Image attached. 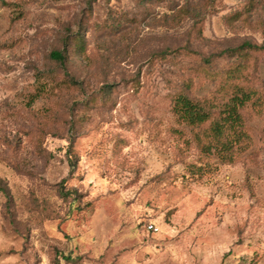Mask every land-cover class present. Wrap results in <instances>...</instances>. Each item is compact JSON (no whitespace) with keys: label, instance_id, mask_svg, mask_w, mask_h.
Here are the masks:
<instances>
[{"label":"rangeland","instance_id":"374dc122","mask_svg":"<svg viewBox=\"0 0 264 264\" xmlns=\"http://www.w3.org/2000/svg\"><path fill=\"white\" fill-rule=\"evenodd\" d=\"M15 1L0 0V264H264V107L241 108L233 162L194 179L196 150L167 130L185 72L154 59L186 46L225 73L238 61L214 54L264 44V0H24L21 17ZM75 31L83 55L59 67ZM247 59L241 83L264 97V52ZM216 74L191 75L194 94L225 101Z\"/></svg>","mask_w":264,"mask_h":264},{"label":"trees","instance_id":"16d2710c","mask_svg":"<svg viewBox=\"0 0 264 264\" xmlns=\"http://www.w3.org/2000/svg\"><path fill=\"white\" fill-rule=\"evenodd\" d=\"M12 5L15 8V15L21 17L24 0H16ZM200 23L201 19L196 18L193 24V31L196 35L200 34ZM261 26L264 27V21H261ZM84 44L85 41L81 33L72 32L64 37L62 48L52 50L49 57L56 65L64 68L70 60V56L83 55ZM259 51L264 52L263 43L243 41L235 48H226L218 54H214L231 57L238 61L225 73L222 69H213V54L205 56L191 47H177L154 54V59L168 60L174 64L176 66L175 73L185 72L184 74L180 72L178 88H173L169 93V112L173 118V124L169 123L167 130L169 134H175L184 147L196 150L195 162L186 164L187 171L192 178L201 179L204 177L205 173L211 172L216 167L219 159L224 160L225 163H232L236 156L234 145L242 141L244 133L241 108L248 103H251L255 108L264 107V97L260 96L257 89L244 86L241 83V79H243L241 73L247 58H251L253 53ZM181 58L193 59L196 64L182 63ZM216 71H222L225 76L224 79L222 75L223 80L220 82L218 90L227 96L226 100L215 101L207 98L205 94L203 96L194 94L197 85L194 78L198 77L200 81L208 78L211 81L215 79ZM191 75L195 77L192 78ZM64 77L63 84L66 87L78 86L77 80L72 74H66ZM134 84L138 89L140 80H136ZM110 88L111 85H106L104 86L105 91L100 93L106 95ZM94 99L95 97L91 100L94 101ZM69 192L70 190H67L66 194Z\"/></svg>","mask_w":264,"mask_h":264},{"label":"built area","instance_id":"2783aa9c","mask_svg":"<svg viewBox=\"0 0 264 264\" xmlns=\"http://www.w3.org/2000/svg\"><path fill=\"white\" fill-rule=\"evenodd\" d=\"M157 227L153 223H146L144 224V230L148 232H155L157 231Z\"/></svg>","mask_w":264,"mask_h":264}]
</instances>
